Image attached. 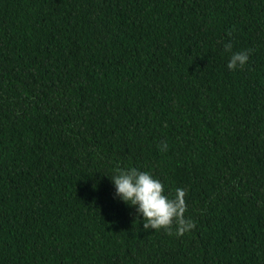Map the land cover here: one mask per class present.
Returning a JSON list of instances; mask_svg holds the SVG:
<instances>
[{"label": "trees", "instance_id": "obj_1", "mask_svg": "<svg viewBox=\"0 0 264 264\" xmlns=\"http://www.w3.org/2000/svg\"><path fill=\"white\" fill-rule=\"evenodd\" d=\"M126 166L193 228L144 229ZM0 264H264V0H0Z\"/></svg>", "mask_w": 264, "mask_h": 264}, {"label": "clouds", "instance_id": "obj_2", "mask_svg": "<svg viewBox=\"0 0 264 264\" xmlns=\"http://www.w3.org/2000/svg\"><path fill=\"white\" fill-rule=\"evenodd\" d=\"M231 41L224 44V50L229 52ZM249 53L231 52L227 61L229 70L243 67L248 60ZM161 151L167 150V143L160 146ZM110 178L114 186L113 199L127 205H134L136 213L142 218L143 228L153 230L163 228L169 235H183L193 228L190 218H185V189L176 188L175 194L169 197L164 194L163 183L153 177L150 172L137 167H114ZM174 225V227H173Z\"/></svg>", "mask_w": 264, "mask_h": 264}]
</instances>
